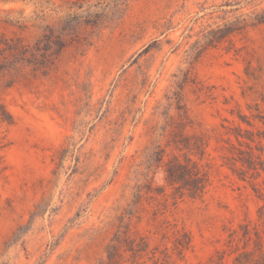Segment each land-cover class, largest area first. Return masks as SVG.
I'll list each match as a JSON object with an SVG mask.
<instances>
[{
  "label": "rangeland",
  "instance_id": "obj_1",
  "mask_svg": "<svg viewBox=\"0 0 264 264\" xmlns=\"http://www.w3.org/2000/svg\"><path fill=\"white\" fill-rule=\"evenodd\" d=\"M0 264H264V0H0Z\"/></svg>",
  "mask_w": 264,
  "mask_h": 264
},
{
  "label": "trees",
  "instance_id": "obj_2",
  "mask_svg": "<svg viewBox=\"0 0 264 264\" xmlns=\"http://www.w3.org/2000/svg\"><path fill=\"white\" fill-rule=\"evenodd\" d=\"M181 169H184L182 165H180ZM181 173H175L171 168L166 169V179L170 184H173L179 180L185 181L186 189L189 190V194L192 197L198 196L203 187L205 186L206 179L202 173L199 171H191L187 173V175H183V177H180L181 175H178ZM191 182V183H189Z\"/></svg>",
  "mask_w": 264,
  "mask_h": 264
}]
</instances>
